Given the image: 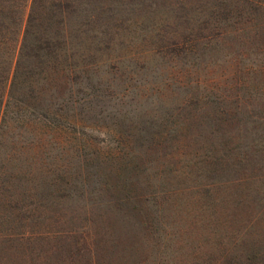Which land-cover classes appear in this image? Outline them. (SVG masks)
I'll return each mask as SVG.
<instances>
[{"label":"rangeland","instance_id":"1","mask_svg":"<svg viewBox=\"0 0 264 264\" xmlns=\"http://www.w3.org/2000/svg\"><path fill=\"white\" fill-rule=\"evenodd\" d=\"M63 2L0 45V264H264V0Z\"/></svg>","mask_w":264,"mask_h":264},{"label":"trees","instance_id":"2","mask_svg":"<svg viewBox=\"0 0 264 264\" xmlns=\"http://www.w3.org/2000/svg\"><path fill=\"white\" fill-rule=\"evenodd\" d=\"M239 1L257 3L263 0ZM67 10L71 11V8L63 0H0V45L10 38L8 35L15 34L16 54L15 68L11 74L12 83L21 59L34 61L38 64L36 66L55 59L57 43L53 36L57 33L54 32V28L61 23L59 17ZM5 32L8 35H5ZM27 73L29 76L33 74L31 71ZM184 107L186 103L182 101L180 109L183 112Z\"/></svg>","mask_w":264,"mask_h":264}]
</instances>
